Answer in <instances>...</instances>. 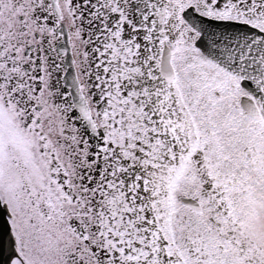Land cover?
<instances>
[{
    "label": "snow or ice",
    "instance_id": "6c2138e0",
    "mask_svg": "<svg viewBox=\"0 0 264 264\" xmlns=\"http://www.w3.org/2000/svg\"><path fill=\"white\" fill-rule=\"evenodd\" d=\"M0 264H264V0H0Z\"/></svg>",
    "mask_w": 264,
    "mask_h": 264
}]
</instances>
